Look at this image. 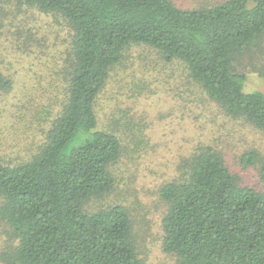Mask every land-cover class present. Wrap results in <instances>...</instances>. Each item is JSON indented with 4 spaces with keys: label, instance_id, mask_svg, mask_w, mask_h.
I'll list each match as a JSON object with an SVG mask.
<instances>
[{
    "label": "trees",
    "instance_id": "1",
    "mask_svg": "<svg viewBox=\"0 0 264 264\" xmlns=\"http://www.w3.org/2000/svg\"><path fill=\"white\" fill-rule=\"evenodd\" d=\"M23 1L64 17L72 38L57 73L64 102L53 119L52 111L41 118L51 122L45 140L27 158L0 161V220L11 233L0 264H144L127 205L88 209L119 190L116 165L127 146V136L97 128V98L124 53L147 45L181 61L228 115L264 132V91H246L247 74L234 67L264 40V0ZM12 85L0 69V91ZM184 159L159 189L164 251L175 264H264V192L241 184L211 146ZM241 160L249 167L257 156ZM259 173L264 183V160Z\"/></svg>",
    "mask_w": 264,
    "mask_h": 264
},
{
    "label": "rangeland",
    "instance_id": "2",
    "mask_svg": "<svg viewBox=\"0 0 264 264\" xmlns=\"http://www.w3.org/2000/svg\"><path fill=\"white\" fill-rule=\"evenodd\" d=\"M203 1L178 0L182 6ZM71 38L64 17L41 12L23 0H0V69L13 82L0 91V161L27 158L45 140L51 122L41 118L52 111L47 119H53L64 102L66 81L57 73L67 63ZM260 45L234 61V67L247 74L248 92L264 91V40ZM96 112L97 128L127 136V146L116 165L122 179L119 190L107 202L94 200L88 209L114 201L127 205L144 264H175L163 249L167 207L159 189L179 174V164L196 147L215 148L241 184L264 192L259 173L264 132L209 99L181 61L168 63L147 45L132 46L111 70ZM248 152L256 154L257 162L245 167L241 158ZM9 233L0 220V259Z\"/></svg>",
    "mask_w": 264,
    "mask_h": 264
}]
</instances>
